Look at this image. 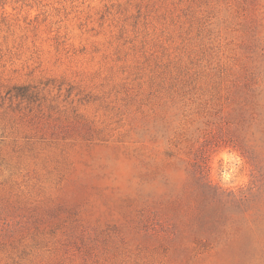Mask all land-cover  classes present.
I'll list each match as a JSON object with an SVG mask.
<instances>
[{
  "label": "rangeland",
  "instance_id": "1",
  "mask_svg": "<svg viewBox=\"0 0 264 264\" xmlns=\"http://www.w3.org/2000/svg\"><path fill=\"white\" fill-rule=\"evenodd\" d=\"M0 264H264V0H0Z\"/></svg>",
  "mask_w": 264,
  "mask_h": 264
}]
</instances>
